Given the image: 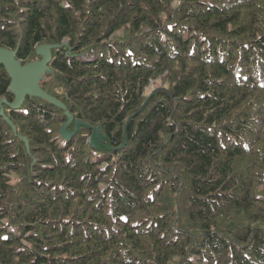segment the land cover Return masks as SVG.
<instances>
[{
	"label": "trees",
	"instance_id": "trees-1",
	"mask_svg": "<svg viewBox=\"0 0 264 264\" xmlns=\"http://www.w3.org/2000/svg\"><path fill=\"white\" fill-rule=\"evenodd\" d=\"M41 45L62 106L0 63V264H264V0H0Z\"/></svg>",
	"mask_w": 264,
	"mask_h": 264
},
{
	"label": "water",
	"instance_id": "water-1",
	"mask_svg": "<svg viewBox=\"0 0 264 264\" xmlns=\"http://www.w3.org/2000/svg\"><path fill=\"white\" fill-rule=\"evenodd\" d=\"M37 52L42 55L41 60L22 65L20 60L15 59V50L10 51L0 48V63L5 66L11 75L10 91L15 95V100L10 103L12 107H18L27 94L46 98L62 106L55 98L44 92L38 86V81L47 69L46 65L51 57L49 46L41 45L37 48Z\"/></svg>",
	"mask_w": 264,
	"mask_h": 264
},
{
	"label": "rangeland",
	"instance_id": "rangeland-1",
	"mask_svg": "<svg viewBox=\"0 0 264 264\" xmlns=\"http://www.w3.org/2000/svg\"><path fill=\"white\" fill-rule=\"evenodd\" d=\"M41 60V59H40ZM37 61H39V60H36V61H34L33 63H35V62H37Z\"/></svg>",
	"mask_w": 264,
	"mask_h": 264
}]
</instances>
